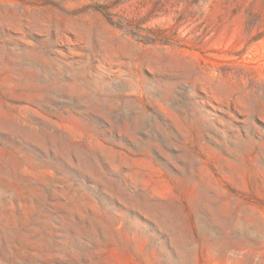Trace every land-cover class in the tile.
<instances>
[{"label": "rangeland", "instance_id": "rangeland-1", "mask_svg": "<svg viewBox=\"0 0 264 264\" xmlns=\"http://www.w3.org/2000/svg\"><path fill=\"white\" fill-rule=\"evenodd\" d=\"M0 264H264V0H0Z\"/></svg>", "mask_w": 264, "mask_h": 264}, {"label": "trees", "instance_id": "trees-1", "mask_svg": "<svg viewBox=\"0 0 264 264\" xmlns=\"http://www.w3.org/2000/svg\"><path fill=\"white\" fill-rule=\"evenodd\" d=\"M130 34L135 36L138 41L143 42V43L152 42L153 41L151 39H145V37H142V36L138 35L137 33H130Z\"/></svg>", "mask_w": 264, "mask_h": 264}]
</instances>
